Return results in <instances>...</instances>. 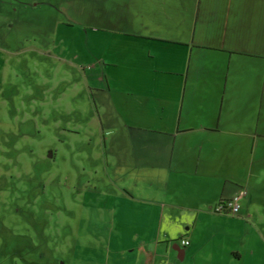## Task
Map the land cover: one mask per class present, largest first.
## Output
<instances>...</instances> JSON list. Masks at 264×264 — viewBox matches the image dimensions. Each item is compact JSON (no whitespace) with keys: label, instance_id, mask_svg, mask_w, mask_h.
<instances>
[{"label":"crops","instance_id":"obj_1","mask_svg":"<svg viewBox=\"0 0 264 264\" xmlns=\"http://www.w3.org/2000/svg\"><path fill=\"white\" fill-rule=\"evenodd\" d=\"M187 1L20 0L85 29L98 63L114 194L105 260L80 264H264V0ZM242 191L239 215L215 212Z\"/></svg>","mask_w":264,"mask_h":264},{"label":"rangeland","instance_id":"obj_2","mask_svg":"<svg viewBox=\"0 0 264 264\" xmlns=\"http://www.w3.org/2000/svg\"><path fill=\"white\" fill-rule=\"evenodd\" d=\"M3 1L9 5L0 0V264L104 262L100 233L110 224L102 219L104 193L114 189L101 127L89 123L101 86L91 80L95 91L87 90V71L98 64L92 45L82 43L85 29L55 26L48 12ZM67 30L73 35L67 43L51 42Z\"/></svg>","mask_w":264,"mask_h":264},{"label":"built area","instance_id":"obj_3","mask_svg":"<svg viewBox=\"0 0 264 264\" xmlns=\"http://www.w3.org/2000/svg\"><path fill=\"white\" fill-rule=\"evenodd\" d=\"M247 196L246 191L240 192L237 196H235L232 199L222 201L218 204V206L215 208V212L218 214H228L231 216H237L239 215L241 211V201L243 198ZM183 246L188 247L190 246V241L183 240L182 241Z\"/></svg>","mask_w":264,"mask_h":264}]
</instances>
